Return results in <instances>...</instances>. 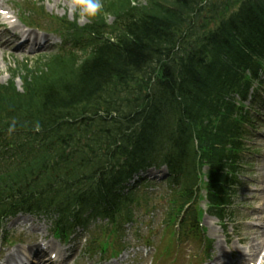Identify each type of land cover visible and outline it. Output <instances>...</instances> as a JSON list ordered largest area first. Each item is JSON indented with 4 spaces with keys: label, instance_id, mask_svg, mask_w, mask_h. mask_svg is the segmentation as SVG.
<instances>
[{
    "label": "trees",
    "instance_id": "obj_1",
    "mask_svg": "<svg viewBox=\"0 0 264 264\" xmlns=\"http://www.w3.org/2000/svg\"><path fill=\"white\" fill-rule=\"evenodd\" d=\"M174 1L183 5L182 14L185 19L186 14L195 10L196 1L199 0ZM226 1L229 11L218 12L220 28L210 30L211 21L202 19L201 27L193 26L189 31L182 29L184 22L179 23L182 18L178 21V14L169 9L172 15L169 11L164 14V6L161 4L153 3V12L132 8L128 0H116L110 5L114 12L129 9L135 15H130L124 29L119 28L115 40L104 39L103 34L96 31L101 42L90 44L91 52L80 69L77 57L67 62L65 70L76 76L73 85L67 88L68 92L64 94L65 89L59 93L60 96H55L54 85L52 87L54 80L50 79H41L39 87L29 88V97L40 101L42 108H45H31L30 111L38 126L45 127L47 137L40 159L23 169L24 172L32 171L35 166L36 172L44 173L43 185L33 183L29 200L32 198L43 208L72 215L71 211L76 207L84 210L87 201L99 203L108 196L113 199V192L120 184L121 177L127 178L131 173L128 167L131 160L135 167H140L144 161H157L154 155L158 150L154 149L165 142L167 134L169 138L172 137L168 142L174 141L179 134V142L184 140L186 144V129L192 132L201 128L205 131L204 123L211 124L219 108H232L233 104L226 101L228 94L232 91H247L241 89V73L246 69H256L260 66V59H264V13L259 15L257 9L264 0ZM233 7L238 12L228 17ZM154 54L160 62L166 57L173 60L175 54L180 57L174 66H170L173 71L166 69L177 88L162 90L167 94V101L177 104L180 98V102L169 111H163L157 106L153 108L140 94L137 100H130L134 105L128 108H141V115L136 120V116L132 118L131 114L126 119L118 120L113 116L117 114V101L112 95L101 94L99 87L111 76L122 78L128 69H140ZM183 89L184 92L181 91ZM15 96L7 90L0 91V127L4 123L2 115L5 105L10 109L15 108ZM58 103H62L63 107L57 106ZM85 103L91 104L85 110H95L94 117L98 118L97 129L100 131L99 138L90 137L89 141L93 144L102 142L100 146H80L82 139L91 136L94 125L82 120V127L79 128L75 120L83 116L75 114L71 118L70 110ZM144 113L150 115L144 117ZM162 120H166V124ZM46 121L50 122V126L44 125ZM105 148L108 153L118 156L114 164L110 162L113 157L107 161L98 154ZM120 155L126 157L125 164H121ZM94 162L100 171L88 176L84 187L76 189L61 184V180H66L65 172L71 167L77 165L76 169H79ZM84 176L76 177L80 179ZM10 187L13 190L18 188ZM119 205L120 197L116 195L109 209L112 215ZM87 206V209L96 207L95 204ZM81 214L76 216L81 217Z\"/></svg>",
    "mask_w": 264,
    "mask_h": 264
},
{
    "label": "rangeland",
    "instance_id": "obj_2",
    "mask_svg": "<svg viewBox=\"0 0 264 264\" xmlns=\"http://www.w3.org/2000/svg\"><path fill=\"white\" fill-rule=\"evenodd\" d=\"M15 0H12L11 6L16 10V7L14 6L13 2ZM31 1H38V0H31ZM45 3V8L48 14L54 15V16H66L68 19L71 21H74L76 18L73 17H79L80 21L79 24H84L85 20L81 18L80 16L74 14V13H69L68 12V1L67 0H59V3H55L57 0H43ZM17 11V10H16ZM111 20V19H110ZM40 54L32 55L30 56V59H33L34 57H38ZM6 53H3V62H1V57H0V85L7 84L9 80L11 79V72L12 70L18 69V66L20 63L25 61V57L19 54H15L12 56H9L7 59L5 58ZM17 86L21 88V83L17 81ZM27 218V216H24ZM45 222V221H41ZM37 224V222L35 223ZM31 226V225H30ZM42 229H46V226H40ZM48 228V225H47Z\"/></svg>",
    "mask_w": 264,
    "mask_h": 264
},
{
    "label": "clouds",
    "instance_id": "obj_3",
    "mask_svg": "<svg viewBox=\"0 0 264 264\" xmlns=\"http://www.w3.org/2000/svg\"><path fill=\"white\" fill-rule=\"evenodd\" d=\"M67 8L69 13L81 18H93L102 9V3L101 0H68Z\"/></svg>",
    "mask_w": 264,
    "mask_h": 264
},
{
    "label": "bare ground",
    "instance_id": "obj_4",
    "mask_svg": "<svg viewBox=\"0 0 264 264\" xmlns=\"http://www.w3.org/2000/svg\"><path fill=\"white\" fill-rule=\"evenodd\" d=\"M55 3H59V0H57ZM259 217H261V216H259ZM262 237H264V234H262ZM259 240H260V239H256V242H257V245H258V246H259ZM219 249H220L221 252H222L221 257H222V256H225V249H224V247H220Z\"/></svg>",
    "mask_w": 264,
    "mask_h": 264
}]
</instances>
